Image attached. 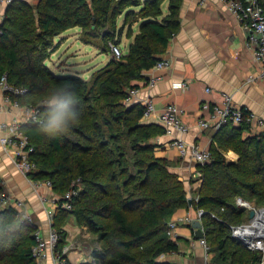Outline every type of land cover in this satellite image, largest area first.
Masks as SVG:
<instances>
[{"label": "trees", "instance_id": "16d2710c", "mask_svg": "<svg viewBox=\"0 0 264 264\" xmlns=\"http://www.w3.org/2000/svg\"><path fill=\"white\" fill-rule=\"evenodd\" d=\"M164 2L13 0L8 6L0 27V80L7 77L10 85L28 91L12 99L38 108L40 120L51 90L67 87L77 99L78 117L66 132L50 136L41 131L40 122L23 127L37 164L31 179L50 181L59 206L69 191L77 192L71 211L56 212L53 226L61 236L57 252L67 244L61 226L72 215L101 245L95 264H172L167 256L179 252L168 225L179 210L190 207L189 193L172 170L175 164L155 155L151 141L165 129L142 122V105L127 104L132 90L148 84L145 73L162 61L180 31L183 0H169L166 15ZM136 7L141 11L130 9ZM127 12L140 15L138 33L133 25L128 30L133 38L128 53L114 58L92 81L57 74L48 66L60 35L80 28L89 38L114 39L118 16ZM217 141L210 149L212 160L199 166L202 182L192 208L204 211L201 222L213 264H261L263 253L249 251L233 236L232 227L250 219L237 207V198L264 204V131L256 135L249 125L230 123L218 131ZM229 150L239 156L237 162L226 160L223 153ZM20 218L14 209L0 212V264H35L38 228L29 221L18 225Z\"/></svg>", "mask_w": 264, "mask_h": 264}, {"label": "crops", "instance_id": "0c3cea01", "mask_svg": "<svg viewBox=\"0 0 264 264\" xmlns=\"http://www.w3.org/2000/svg\"><path fill=\"white\" fill-rule=\"evenodd\" d=\"M260 1L264 7V0ZM165 3L168 5V10L169 0H166ZM8 6L0 1V27L4 23ZM180 20V31L170 43L162 59L169 60L171 68L163 71L153 69L147 71L145 75L148 81L153 76L161 77V80L151 89L147 88L144 83H140L139 94L130 105H143L146 99H151L158 113L170 105L181 107L184 110L182 120L189 127V132L182 138L188 144L211 149L213 145L218 146V131L200 128L198 120L202 117L201 105L204 102L220 105L224 95H231L237 107L264 120V80L259 78L261 66L255 61L253 51L247 46V31L236 17L227 11L222 0H183ZM138 31L139 26L136 33ZM81 33L82 29L75 28L60 35L57 38L58 50L55 53L65 54V60L68 61L78 57L79 50L75 51L74 47L82 43ZM126 39L130 40L128 36ZM132 40L129 41L130 44ZM85 45L88 46V51L89 47H93L90 44ZM250 79L254 80L250 81ZM180 83H186L188 88L186 90L177 88L176 85ZM17 116H21V110L8 105L5 95L0 89V123L11 121ZM142 122L163 127L156 120H142ZM256 131L258 132V130H251L256 135L262 133ZM177 137L180 136L176 131H173L172 135L165 131L164 134L154 138L151 143L156 146L155 155L157 158L166 159L175 164L172 170L185 182L189 193L190 207L179 210L173 219L187 215L196 218L197 212L191 204L199 196L200 183L196 174L199 166L192 156L186 159L179 157L178 151L173 146V141ZM223 154L229 163L239 160V156L234 151L229 150ZM193 178H195L194 182L191 181ZM0 181L5 192L15 200L23 201L21 213L28 214L31 224L48 236L51 227L46 210L52 208L54 203L58 205L61 199L53 190L43 188L40 193H36L32 181L17 169L12 158L3 150L1 142ZM41 197H47L48 203H43ZM250 210L247 211L248 214ZM70 219L69 217V222H71ZM250 222L251 219L247 224ZM64 229L69 233L67 244L64 247L68 250L67 259L69 262L71 264H95V255L100 249L94 245L80 244L83 237L90 236L89 228L84 227V232L79 230L75 233L74 231L73 234L78 237L75 242H71L70 228ZM195 231L192 226L187 225L177 228L176 235L171 239L178 244L179 252L167 256L166 259L169 262L172 264H206V252L195 238ZM86 254L87 256H85ZM45 264H53L52 259L47 260Z\"/></svg>", "mask_w": 264, "mask_h": 264}, {"label": "built area", "instance_id": "2783aa9c", "mask_svg": "<svg viewBox=\"0 0 264 264\" xmlns=\"http://www.w3.org/2000/svg\"><path fill=\"white\" fill-rule=\"evenodd\" d=\"M2 3L11 5L13 0H0ZM227 11H229L237 21L243 25L247 31V46L254 53L255 61L261 66V72L259 78L264 80V7L260 0H222ZM111 53L117 60L122 59L125 55L121 50V47L115 44H111ZM171 68V62L169 60H162L157 63L152 69L155 71H163ZM161 77H151L146 85L151 89L157 85ZM254 79H250L252 81ZM177 88L186 90L188 85L186 83H180L176 85ZM0 89L3 91L6 99V103L11 107H16L21 110V116H17L15 119L0 123V142L3 150L12 158L14 165L17 169L28 179L32 181L34 191L40 193L41 189L52 190V183L50 181H36L31 179L37 170V164L31 158L34 148L30 143L29 137L24 132L23 127L32 122H40L38 108L31 106H22L17 100H13V96H24L28 93L25 88H18L8 83L7 77H3L0 80ZM140 89L132 90L130 97L127 99V104L134 102L135 97L139 94ZM143 117L144 121L156 120L161 124L167 134L172 135L173 131L177 132L180 137H177L173 141L174 148L178 151V155L181 159H186L190 156L195 162L200 165H205L212 160V152L209 148L202 147L200 145L188 144L184 137L189 132V127L183 122L182 117L184 110L177 105H170L161 113H158L154 102L151 99H146L144 104ZM202 117L198 120V124L201 129H214L219 131L223 126L232 123L236 127L242 125H249L251 130H258V132L264 131V120L258 118L255 114L245 112L234 104L233 97L231 95H224L222 104H211L204 102L200 109ZM260 130V131H259ZM257 132V131H256ZM257 132V133H258ZM198 182H202V174L198 172ZM77 194L76 191H69L64 199L66 200L61 206L54 205L52 208H47V218L50 224V230L48 236H45L40 230L34 234L35 245L32 248V255L35 264H45L49 259H52L53 264H69L67 261V249H63L62 252H57V247L60 243V233L58 229L54 228V221L56 212L58 209L65 211H71L73 209L72 199ZM43 203H48L47 197H41ZM198 201V198L196 199ZM236 205L239 209L251 208V204L242 198H237ZM23 201L15 200L9 193L0 191V212L14 209L21 214L20 222L31 221L28 214H22L21 209ZM203 210L197 212V217H191L189 215L179 217L170 221L168 225V235L174 237L176 230L179 226H192L196 220H202ZM215 217V216H214ZM256 219L251 220L247 225L232 227L233 236L244 244V246L252 252H262L264 255V236L256 235L250 237L247 235L249 229H253L256 226ZM248 228V229H246ZM204 231V229H203ZM200 245L206 252V264H213V254L210 252V246L203 239L198 240ZM264 264V257L262 263Z\"/></svg>", "mask_w": 264, "mask_h": 264}, {"label": "rangeland", "instance_id": "374dc122", "mask_svg": "<svg viewBox=\"0 0 264 264\" xmlns=\"http://www.w3.org/2000/svg\"><path fill=\"white\" fill-rule=\"evenodd\" d=\"M165 2H166V0H165ZM167 7H168V5H167V3H165L164 4L165 12L168 11ZM125 8L123 7V9H125ZM130 9H134V11H136V12L141 11V8H138V7L130 8ZM126 11L127 10H125L124 12H126ZM163 11H164V9H163ZM138 19H140L139 14L134 16V15H131L127 12L125 14L123 13V14L119 15L118 19H117V28H116L114 39L104 40L100 36L97 38H93V37L89 38L88 36H85L83 34V31H82V33H81L82 43H79V45L78 44L76 45L77 47H74L75 51L79 50L77 52L79 54V56L76 57L75 59L71 60V61H68V60H65V54H61V52H57L53 55V57H52L53 59L49 62V66L53 69V71H55L58 74H61V75H65V74L77 75L83 79L92 81L98 74H100L101 72L106 70L109 67L111 61L114 59V57L111 53V44H115L117 42L118 46L121 47V50L123 51L124 54H126L128 52L129 45H130L129 41L132 40L133 38L129 40V39H126V36L128 34L129 28L132 25H133L135 33H136L139 25H138V23H135V21ZM85 44H90L93 47L92 48L89 47L90 49L88 51V46L86 47ZM192 166H194V165H192ZM198 169H197V173H196L197 175H198V172H200V171H198ZM194 179L195 178L191 179V181L194 182ZM197 180H198V178H197ZM76 186L79 187L78 185H76ZM79 190H81V188H79ZM251 207L256 208V209H261V208H264V204H261V205L252 204ZM245 210L249 211L250 208L245 209ZM70 218H71L70 219L71 222H69V219H67L66 223L64 225H62L61 228H62V230L66 231L67 237H68L69 233L64 228L69 227L71 232H72V235H70V237L72 238L71 242H75L78 237H77V235L73 234L74 231H75V233H76V231H79V230H81V232H84L83 231L84 226L78 225L76 222V219L74 218L73 215L70 216ZM73 218L75 220H72ZM19 224H21L20 220L18 221V225ZM89 232H90V236L88 238L83 237V240L81 241L80 244L81 245L88 244L89 246L94 245L97 249L101 250V246L98 244L97 237L95 236V234L93 233L92 230L89 229ZM261 233H262L261 235H264V231H261ZM92 249H94L93 246H92ZM90 253L92 254V252H90ZM85 256H87V254Z\"/></svg>", "mask_w": 264, "mask_h": 264}, {"label": "clouds", "instance_id": "9594fccd", "mask_svg": "<svg viewBox=\"0 0 264 264\" xmlns=\"http://www.w3.org/2000/svg\"><path fill=\"white\" fill-rule=\"evenodd\" d=\"M76 104L75 94L69 91L67 87L61 86L51 90L45 101L44 117L40 121L41 131L50 136L66 132L68 126L74 123L78 117Z\"/></svg>", "mask_w": 264, "mask_h": 264}, {"label": "water", "instance_id": "95a60500", "mask_svg": "<svg viewBox=\"0 0 264 264\" xmlns=\"http://www.w3.org/2000/svg\"><path fill=\"white\" fill-rule=\"evenodd\" d=\"M241 210H243V209H241ZM203 215H202V217H203ZM262 216H264V208L260 209V210L252 208L250 210L249 217L251 220L256 219V221H261ZM192 227L196 230L195 231V238L197 240L203 239L205 237V234L203 231V224H202L201 220H196L193 223ZM246 229H248V228H246Z\"/></svg>", "mask_w": 264, "mask_h": 264}, {"label": "bare ground", "instance_id": "6f19581e", "mask_svg": "<svg viewBox=\"0 0 264 264\" xmlns=\"http://www.w3.org/2000/svg\"><path fill=\"white\" fill-rule=\"evenodd\" d=\"M264 216H262L261 221L256 222V226L253 229H249L246 233L248 236L253 237L256 235H261V231H264ZM261 230V231H260ZM264 236V235H263Z\"/></svg>", "mask_w": 264, "mask_h": 264}]
</instances>
